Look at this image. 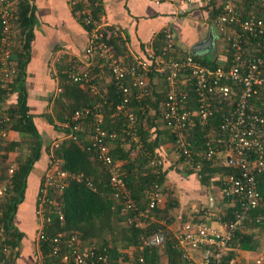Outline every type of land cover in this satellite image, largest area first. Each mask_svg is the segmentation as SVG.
<instances>
[{
  "label": "built area",
  "instance_id": "obj_1",
  "mask_svg": "<svg viewBox=\"0 0 264 264\" xmlns=\"http://www.w3.org/2000/svg\"><path fill=\"white\" fill-rule=\"evenodd\" d=\"M67 1L88 28L89 40L85 49L86 58H70L66 72L71 79L93 90H98V86L92 82L94 76L90 73L91 68L99 66L102 72L109 73L106 86L114 85L120 99L114 105L112 102V108L123 116L124 133L135 144V151L143 149L139 134L140 120L145 123L154 114L156 121L161 123L160 127L172 135L171 149L182 158L181 163L186 171L199 174L202 161H215L219 152L224 153V166L239 169V174H229L221 179L224 198L237 208L232 220L225 222L223 228H218L203 220L192 219L173 233L185 259H192L191 250L200 249L202 253L198 264H223L224 258L234 248L233 242L238 232H244L250 222L264 228V211L253 213L262 205L258 178L264 172V93L260 96V88L264 86V0H256L261 6L260 12L251 10L248 14L234 0L223 1V7L214 15L212 23L226 42L228 54L216 67L200 61L181 45L171 27L166 26L159 32L162 33L160 45L152 41L143 52H138L130 45L128 34L121 26L103 21V12H99L98 17L95 15L94 8L102 6V0ZM17 4L18 0H0V83L12 80L18 72L11 50ZM105 35L119 38L126 47L125 52L117 54ZM158 78L161 81L158 82ZM163 83L166 98L160 103L158 112L151 106L150 97L153 98L154 84L160 87ZM235 86L239 87L238 92ZM190 89L197 101L196 108L187 106ZM62 91L58 84L52 96L53 102ZM216 113H221V120L217 128H211L205 134V151L196 150L193 142L196 118L206 126ZM93 114L94 130L89 137L91 148L110 174L113 196L122 201L127 223L142 225L143 221L156 220L155 211L165 202L162 186L158 182L152 186L144 207L134 199L126 180L127 174L122 169V161L114 159L105 141L108 134L102 127V109L98 106L94 109H76L62 124L72 122L75 128H79V122ZM111 135L115 136L114 133ZM8 138L9 131L0 119V145L5 144ZM62 139H55L50 144L51 149L58 147ZM147 153L152 166L164 165V158L158 150ZM197 156L202 160H198ZM60 161L57 158L52 162L40 184L34 242L40 255L38 264H42L41 250L47 242L49 254L57 256L61 242H64L61 233L53 237L46 232L50 221L46 215L50 201L48 190L54 188L63 191L71 179L80 181L84 177L83 173L61 169ZM15 166V162L10 165V175ZM9 184L10 179L0 181V199L4 197ZM161 223L167 225L166 221ZM65 240L72 252L61 257L64 264H150L146 261V249L164 246L167 235L162 227L143 235L139 243L123 251L117 261H111L107 246L103 250H97L96 246H83L75 234ZM4 249H8L6 244Z\"/></svg>",
  "mask_w": 264,
  "mask_h": 264
},
{
  "label": "trees",
  "instance_id": "obj_2",
  "mask_svg": "<svg viewBox=\"0 0 264 264\" xmlns=\"http://www.w3.org/2000/svg\"><path fill=\"white\" fill-rule=\"evenodd\" d=\"M222 7L223 4L219 6V9L221 10ZM102 9V6L94 8V13L97 17L98 13L102 12ZM242 9L245 14H248L249 10L260 12L261 6L256 0H244ZM74 13L77 14L76 10ZM79 18L81 19L80 16ZM36 20V8L31 0H18L14 28L19 31V39L17 41L19 46L17 44L15 47L12 45L15 48L12 50V55H16L14 56L16 59H14L18 72L12 80L0 83V119L6 130L9 132L10 130L18 131L21 139L11 140L7 144L0 145V181L4 182L9 179L11 181L4 197L0 199V264H17V260L21 255L22 240L26 236V232L17 226L15 216L20 204L26 199L29 176L44 151L43 137L34 120V114L30 112L28 105L26 84L27 65L32 58V43ZM161 37L162 33H158L155 36L154 42L157 46L161 44ZM105 39L113 46L117 54L125 52L126 47L119 38L105 35ZM250 49H252V46H250ZM225 53L228 54L227 52ZM195 57L210 66L216 67L222 64V61L218 60V55L215 58L208 56L199 57L197 55ZM68 67V59L57 62V75L63 91L54 100L53 113L48 116L49 122L54 123L61 130L64 138L59 146L53 150L50 146L51 143L46 148L50 156L49 166L55 159L59 158L61 160V169L83 173L84 177L80 181L71 179L63 191H56L54 188L48 190L47 196L50 201L48 202L46 215L50 217V221L46 232L53 237L61 233L64 242H61L59 256L49 254L50 246L47 242L41 250L43 255L42 264H64L61 262V257L72 252L65 239L73 234L82 241L83 246H96L97 250H103L107 246L111 261H117L123 254L124 249L136 246L143 235L149 234L159 229V227L164 228L167 235L165 245L168 252L171 256L178 258V260H172V262L179 263L181 259H184L183 252L177 245V240L173 233L169 232L167 225L161 223L165 215H170V209L174 204L179 203L175 190L170 187L165 188V191L168 192L169 203L165 208L159 207L156 209L155 214L158 217L156 220L144 226L127 223V214L122 211V201L115 199L113 196L110 174L91 148L89 137L94 130L95 115H90L80 121L79 128H75V124L72 122L69 125H63L62 123L68 121L69 116L76 109H94L96 106L102 109L104 117L102 127L108 134L105 141L110 147V153L114 159L123 162L122 169L127 174L126 180L132 190V196L141 207L147 204L148 192L157 182L164 190L163 187L168 174L165 163L163 166H152L151 157L147 151L155 152L158 150L160 152L163 144L173 142L172 135L168 130L160 127L161 123L157 122L156 115L152 114L145 123L140 120L139 134L143 149L134 153L135 144L130 142L124 133V118L112 108V102L114 105L120 99L114 85L106 86L105 81L109 73L102 72L99 66L91 68L90 73L94 76L92 82L98 86V90H93L71 79L66 72ZM150 75L155 77L154 74ZM154 86V94L153 98L150 97V103L159 112V105L166 98L165 84H161L160 87L156 86V84ZM234 89L237 92L240 90L237 86ZM135 91L133 88L134 94ZM263 93L264 86H261L260 96ZM12 94L16 96L15 102L6 105L5 103L8 102L9 96ZM194 96L193 91L190 89V99L187 105L189 108L197 107V101ZM55 120H58L57 123ZM196 120L193 142L195 149L203 152L206 148L205 134L211 128H217L221 120V113H216L212 116L206 126L201 125L199 118H196ZM113 133L115 136L111 135ZM70 134L73 136L69 137L68 135ZM11 151H18L19 153L12 175L9 173V168L13 162H8L7 160ZM161 157H163L162 154ZM197 159L202 160V157L197 156ZM202 162L203 165L199 171L202 185L211 186L213 184L214 186H221V179L224 176L233 173L239 174V169L218 164L214 160H203ZM43 179L42 177L41 181ZM258 181V188L262 195V205L254 210V214L264 211V172L259 176ZM40 188L41 185L39 190ZM224 200L226 202L229 201L227 198H224ZM236 209V206L227 207V214L223 216V220L227 222L232 220ZM61 215L63 216L62 218ZM251 224L255 225V223L250 222ZM259 238L248 232H238L234 238V248L224 258L223 264L231 263L237 253L235 249H258L260 246ZM5 244L8 246L7 251L4 249ZM157 252L158 247L147 248L145 251L146 261L150 263L153 260V256L157 258Z\"/></svg>",
  "mask_w": 264,
  "mask_h": 264
},
{
  "label": "crops",
  "instance_id": "obj_3",
  "mask_svg": "<svg viewBox=\"0 0 264 264\" xmlns=\"http://www.w3.org/2000/svg\"><path fill=\"white\" fill-rule=\"evenodd\" d=\"M223 1L102 0V19L121 26L128 34L130 45L138 52H143L146 45L154 41L155 36L166 26L175 30L178 42L191 51L195 43L209 35L213 28L212 16L220 11L219 6L223 4ZM234 1L240 7L244 4V0ZM31 2L36 8L37 20L34 27L32 58L27 65L26 84L28 105L43 137L44 151L29 176L26 199L20 204L15 216L17 226L26 232L22 240L24 249L26 242L36 247L34 242L37 220L34 212L41 178L50 162L46 146L55 139L64 138L61 130L48 120L55 104L52 96L59 84L57 62L70 58L85 59V49L89 40L88 28L83 25L79 15L70 8L67 0H31ZM216 32L219 34L217 29ZM18 39L19 31L16 29L14 43L19 46ZM225 52H227L226 48ZM225 52L217 54L218 60L222 62L225 60L227 56ZM14 56L16 55H13V59ZM9 97L6 105L16 100L13 94ZM57 121L55 120L56 123ZM11 140H20L18 131L10 130L9 141ZM160 152L168 169L167 180L163 187L165 202L160 208H165L169 203L165 188L174 189L179 201L170 209L169 216L161 215L163 217L161 221H166L169 232L174 233L176 229L192 219H200L209 225L223 228L224 223L227 222L223 220V216H226L227 207H232L233 203L224 200L221 186L202 185L197 173H188L189 171L183 169V166L173 163L170 143L163 144ZM10 155L18 157L16 151H11ZM166 157L170 159L167 161ZM223 159L224 153L219 152L215 162L222 164ZM212 199H215L214 203ZM146 222L148 224L151 220ZM31 225L33 228H29ZM27 230L32 232V237H27ZM33 232H35L34 235ZM244 232L260 237V246L255 250L235 249L237 253L230 264H264V229L249 223ZM191 252L192 259L184 258L177 264H198L201 259V250L193 249ZM22 257H26L24 251L18 260ZM152 259L150 264H176L172 260H178L177 257L170 255L166 245L159 246L157 258L153 256ZM258 260H261V263H258Z\"/></svg>",
  "mask_w": 264,
  "mask_h": 264
},
{
  "label": "rangeland",
  "instance_id": "obj_4",
  "mask_svg": "<svg viewBox=\"0 0 264 264\" xmlns=\"http://www.w3.org/2000/svg\"><path fill=\"white\" fill-rule=\"evenodd\" d=\"M12 45L15 47L16 45H15V43H14V41L12 42V44H11V50H14L15 48L14 47H12ZM225 48H226V42L223 40V38H222V36L220 37V40H219V42H218V46L215 48V52H216V54H219V53H223V52H225ZM209 54H212L213 55V52H209ZM66 57V56H65ZM215 58V57H214ZM65 61V60H64ZM158 82L159 81H161L160 80V78H158V79H156ZM106 84H107V82H106ZM156 110V109H155ZM20 139H21V136H20ZM9 141V139L6 141V144H7V142ZM172 151H173V149H172ZM16 153H17V155L19 156V153H18V151H16ZM134 153H136L135 151H134ZM133 153V154H134ZM16 159H17V157L16 156H11V155H9V158L7 159L8 160V162H15L16 161ZM170 159V157H166V160L168 161ZM172 159H174V160H172V162L174 163L175 162V164H178V165H181V166H183L182 165V163H181V158H180V156H179V154H176L174 151H173V157H172ZM122 164H123V162H122ZM180 167V166H179ZM183 169H185V168H183ZM198 176H199V174H198ZM200 179V178H199ZM202 184V183H201ZM35 219L37 220L38 219V217H37V213H36V208H35ZM36 222V221H35ZM31 223L33 224V225H35L34 224V222L33 221H31ZM147 224V222L146 221H143L142 222V225L141 226H144V225H146ZM33 225H31V226H29V228H33ZM36 228H37V222H36ZM36 231V230H35ZM27 237H32V232L31 231H29V230H27ZM35 234V232H33V235ZM29 246H30V248H29ZM29 249H30V251H29ZM31 250H32V253H31ZM22 251H24V256H26V257H22V259L21 260H18V263L17 264H38V261H40L39 259H40V255L38 254V250H37V248L35 247L34 248V246H32V245H28V242H26V244H25V249H24V247L22 248V250H21V253H22ZM20 257H21V255H20ZM19 257V258H20ZM30 259V260H27V259ZM31 258H32V260H31ZM29 262V263H28Z\"/></svg>",
  "mask_w": 264,
  "mask_h": 264
},
{
  "label": "water",
  "instance_id": "obj_5",
  "mask_svg": "<svg viewBox=\"0 0 264 264\" xmlns=\"http://www.w3.org/2000/svg\"><path fill=\"white\" fill-rule=\"evenodd\" d=\"M219 40H220V35L217 34L216 29L213 26L207 38L195 43L192 47L191 52L199 57L208 56L214 58L215 56H217L215 52V48L218 46ZM210 51L213 52V55L209 54ZM212 201L214 203L215 199L214 200L212 199Z\"/></svg>",
  "mask_w": 264,
  "mask_h": 264
}]
</instances>
